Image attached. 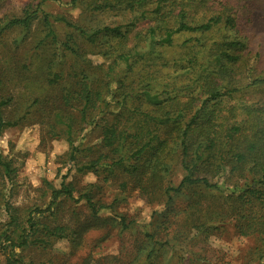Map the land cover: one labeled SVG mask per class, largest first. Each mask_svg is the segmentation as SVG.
Masks as SVG:
<instances>
[{"label": "rangeland", "instance_id": "374dc122", "mask_svg": "<svg viewBox=\"0 0 264 264\" xmlns=\"http://www.w3.org/2000/svg\"><path fill=\"white\" fill-rule=\"evenodd\" d=\"M158 1L0 0V101L15 122L0 136L11 168L0 164V243L6 232L29 238L14 249L6 241L1 264H264L263 208L253 203L241 229L239 202L229 197L246 190L249 176L225 164L213 178L218 188L180 187L188 173L181 134L199 108V123L209 117L222 131L240 124L244 138L264 127V83L251 84L264 79V0H170L156 9ZM181 13L192 24L221 19L162 43ZM28 14V25L12 24ZM215 91L223 95L211 98ZM106 126L140 136L150 128L156 146L166 140L159 162L150 151L139 161L168 165L160 189H142L114 164ZM63 182L74 197L35 212ZM86 192L106 208L95 214Z\"/></svg>", "mask_w": 264, "mask_h": 264}, {"label": "trees", "instance_id": "16d2710c", "mask_svg": "<svg viewBox=\"0 0 264 264\" xmlns=\"http://www.w3.org/2000/svg\"><path fill=\"white\" fill-rule=\"evenodd\" d=\"M167 1L169 2L170 0H159V4L156 9H161L164 5V2ZM105 5L107 6L108 4ZM129 5L132 8L134 7V4L132 3ZM34 17L35 14H28L24 18L12 20V24L23 23L28 25L32 19H34ZM220 19V16L212 17L205 23L192 24L186 20V14L181 13L177 27L168 30L166 36L161 39V42L171 44L174 34L180 31H207L211 29V27L216 23L220 22ZM104 30L118 32L119 28H106ZM81 32L82 34L87 35V32L84 30H81ZM97 32L98 31L91 35H94ZM229 45L231 47H244V44L241 42H230ZM224 55L229 59H234V57L228 52L224 53ZM261 83H264V79H256L251 82L253 85H258ZM221 95L223 94L215 91L210 95V97L217 99ZM84 98L87 103L91 101L92 93L88 89H86ZM150 99H152L151 96ZM172 102L174 103L175 100ZM7 103V100L0 101V136L6 128L15 125V122L7 121L3 116L2 108ZM157 103L160 104L162 101H157ZM202 111L203 108H199L197 110L194 117L183 130V135L181 134L182 140L180 144L183 149L182 161L188 173L182 180L180 187L188 183L192 185H202L207 188H218L219 185L213 181V178L219 171L220 167L227 164L230 167V173H232L235 177H250V184L242 194L235 196L234 194L236 193L233 191L229 196L230 198H235L239 202V205L235 211L237 216H240L242 219L241 229H243L246 225L244 218H248L253 211L252 204L259 203V205L263 208L262 232H264V192L261 190V188H259V186L264 185V127L263 129H260L259 132L257 129L253 128V131H256L255 133H257L256 136L251 138L246 134L244 138L239 135L242 129L240 124L227 127L224 132L222 131L221 127H216L214 122L208 124L207 122L211 120L209 117L206 119L204 118L205 120H202L204 123L206 122L204 125L199 123V117H201L203 114ZM85 115L86 114L84 112L83 116ZM182 116L183 113L181 111H177V116L174 118L176 125H179L177 122L180 118H182ZM209 116L211 117V115ZM160 121H165V117H162ZM193 125H195V127H193ZM130 128L131 126L122 129L118 128L117 126H106L105 128V144L113 148V152L118 155V158L114 160V164L119 166L125 165V167L120 169H122L124 172L127 171L126 173H128V175L133 176L142 189L147 190L148 187H151L152 190L160 189L162 183L164 182L163 170L168 169V165L161 166V164L158 163L151 164V167H148L147 164H149L150 161H148L146 164L143 162L141 164L139 161L147 151H150L153 153V156H155L152 161L159 162V151L164 149L166 140L164 139V141H161L158 146H156L154 141L158 138V136L152 133L150 128L149 130L144 128L146 130L143 132L145 136L136 134V130H131ZM242 130H247V128H243ZM261 133L262 136H259L258 134ZM135 144L137 145L134 146ZM127 145L128 150L125 152L124 147H127ZM131 159H134L135 162H131ZM126 161L130 163L128 166L126 165ZM0 164L5 167V170L10 171V165L7 161L3 160V155L1 152ZM150 168L151 171H148ZM112 169L114 170L115 168H111V170ZM145 173L148 174L145 175ZM169 189L170 191L174 190L172 187ZM176 190H180V188H177ZM73 193L74 190L71 185L63 182L61 188L53 190V200L50 202L49 206L46 209L38 208L35 210V212L42 213L43 211H53V206L56 204L57 199H59L60 196L66 195L70 198H73ZM84 198L95 214H98L101 209L106 208L105 204H98V202L94 201L92 195L89 192L84 194ZM123 220L125 219L123 218ZM28 222H30L32 227H36V221H34L32 216L28 218ZM254 223L255 222L252 221L250 226H252ZM58 229L59 228H56V231H51L50 233L56 234ZM252 229L254 231L255 229L256 231L260 229L261 231V228ZM6 241L10 242V246H12L14 249L15 247L25 246L28 243L29 238L27 235L22 234L21 240L15 241L12 235L6 232L4 242L0 243V253L3 249L7 248V246L4 244Z\"/></svg>", "mask_w": 264, "mask_h": 264}]
</instances>
